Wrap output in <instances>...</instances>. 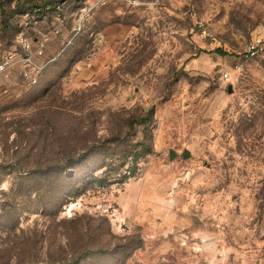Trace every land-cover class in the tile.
I'll list each match as a JSON object with an SVG mask.
<instances>
[{
    "label": "rangeland",
    "instance_id": "374dc122",
    "mask_svg": "<svg viewBox=\"0 0 264 264\" xmlns=\"http://www.w3.org/2000/svg\"><path fill=\"white\" fill-rule=\"evenodd\" d=\"M2 59L0 264H264V0H0Z\"/></svg>",
    "mask_w": 264,
    "mask_h": 264
},
{
    "label": "trees",
    "instance_id": "16d2710c",
    "mask_svg": "<svg viewBox=\"0 0 264 264\" xmlns=\"http://www.w3.org/2000/svg\"><path fill=\"white\" fill-rule=\"evenodd\" d=\"M46 7V6H45ZM38 9L39 8H41L40 6L39 7H37ZM152 116V114L151 113H149L148 115H147V117H146V119L147 118H149L150 119V117ZM135 119H133V118H131L129 121H128V124H129V126H133L137 121H134ZM141 121V123L142 122H144V120L145 119H140ZM138 123V122H137ZM125 158V157H124ZM122 165H123V162L122 163H120V165H118V166H115V167H112L111 168V170H109L110 172H111V175L110 176H112V178L114 179V180H117L116 178H125V173H126V171H124V170H122L121 168H122ZM109 166H110V164H109ZM132 171V170H131ZM129 173H131L130 171H128Z\"/></svg>",
    "mask_w": 264,
    "mask_h": 264
},
{
    "label": "built area",
    "instance_id": "2783aa9c",
    "mask_svg": "<svg viewBox=\"0 0 264 264\" xmlns=\"http://www.w3.org/2000/svg\"><path fill=\"white\" fill-rule=\"evenodd\" d=\"M259 50L262 51L263 48L260 47ZM256 52H258V51H256ZM9 64H10V62H9L8 60H5V59L0 60V77H1V76L3 75V73L7 70V68L9 67ZM222 77H223V79H227V77H228V73H227V72H224V73L222 74ZM31 83H33V84L36 83L35 78L32 79Z\"/></svg>",
    "mask_w": 264,
    "mask_h": 264
},
{
    "label": "water",
    "instance_id": "95a60500",
    "mask_svg": "<svg viewBox=\"0 0 264 264\" xmlns=\"http://www.w3.org/2000/svg\"><path fill=\"white\" fill-rule=\"evenodd\" d=\"M173 158V155L172 154H170V159H172Z\"/></svg>",
    "mask_w": 264,
    "mask_h": 264
},
{
    "label": "crops",
    "instance_id": "0c3cea01",
    "mask_svg": "<svg viewBox=\"0 0 264 264\" xmlns=\"http://www.w3.org/2000/svg\"><path fill=\"white\" fill-rule=\"evenodd\" d=\"M25 67H28L27 65H25Z\"/></svg>",
    "mask_w": 264,
    "mask_h": 264
}]
</instances>
